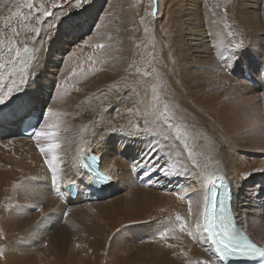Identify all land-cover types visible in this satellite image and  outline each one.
I'll list each match as a JSON object with an SVG mask.
<instances>
[{"label":"bare ground","instance_id":"1","mask_svg":"<svg viewBox=\"0 0 264 264\" xmlns=\"http://www.w3.org/2000/svg\"><path fill=\"white\" fill-rule=\"evenodd\" d=\"M213 1L157 0V12L148 19L147 27L157 31L160 42L153 47V56H139L136 60L131 56L135 37L146 28L138 18L141 0H88L82 11L71 8L70 0H31V9L25 0L0 3V18L11 17L8 22L0 19V30L4 32L0 37L4 39L0 64L5 65L0 70L5 76L0 91H7L13 79H20L19 75H8L11 66L7 37L13 35L12 28L19 32L15 38L30 48H40L43 41L38 63L29 69L32 76L23 100L35 119L41 108L51 107L60 114V147L56 152L61 169V179L52 185L37 142L20 133L24 114L20 101H14L10 109L4 107L0 111V264H216L209 245L187 235L189 229L195 230L202 209L198 201L203 200V185L216 175L231 184L237 224L264 246V221L258 224L261 212L247 186L264 173L263 122L253 115L239 128L226 129L221 127L222 118L217 114L224 96L232 92L225 85H235L227 68L234 69L239 63L238 59L228 60L225 68L221 55L227 57L228 50L237 51L244 64L250 63L245 50L262 42L264 33L253 20L257 0H223L225 16L217 14L219 7ZM17 6L20 11L13 15ZM44 10L54 15L43 17ZM132 18L134 30L124 27ZM49 24L58 25L52 30L54 39L46 34ZM29 28L39 31L30 32ZM100 44L105 47H93ZM146 46L141 45V53ZM259 57L264 60V54ZM217 61L221 66L216 67ZM152 63L153 68H161L158 83L150 73ZM255 64L244 73H258ZM145 72L149 75H143ZM151 81L158 84L165 99L168 97L175 114L173 122L181 124L182 131L187 125L189 132H199L197 141L195 137L191 142L192 136L186 141L193 152L191 158L183 142L166 125L163 136L136 135L139 129L153 127L151 120L144 118L151 101ZM250 87L246 85L245 89L253 91ZM247 106L246 116L253 104ZM194 114L209 116L213 128L210 120L206 125L190 119ZM152 145L163 157L160 163L167 161L169 168L181 173L179 177L164 178L159 172L145 175V169L135 166ZM235 149L248 157L254 154L253 160L235 162L229 154ZM85 153L96 157L93 167L100 159L111 175L109 185L98 192L86 186L87 177L81 182L74 175L73 165ZM245 173L249 174L247 178ZM70 183L77 186L73 199L66 190ZM189 199L193 201L192 216H188ZM257 218L260 229L255 232ZM181 226L184 231H180ZM165 231L167 241L159 239Z\"/></svg>","mask_w":264,"mask_h":264},{"label":"snow or ice","instance_id":"2","mask_svg":"<svg viewBox=\"0 0 264 264\" xmlns=\"http://www.w3.org/2000/svg\"><path fill=\"white\" fill-rule=\"evenodd\" d=\"M26 6L31 9L34 7L31 0H25ZM155 3V0H153ZM0 3H7V0H0ZM88 6V0H70V7L73 9L84 10ZM55 7V5H53ZM20 7L17 6L16 12L13 15L18 14ZM37 12L40 9H36ZM153 15H155V8L153 9ZM43 17H51L54 14L50 11L44 10L42 13ZM5 22L10 21L11 17H3ZM69 28L71 29L73 25L70 23L71 14H68ZM39 23V19H37ZM60 23H64V20H60ZM58 28V25L49 24V32L47 35L54 39L52 30ZM30 32H38L39 29L29 28ZM13 35L7 37L8 43V64L11 66L8 72L9 76L19 75L20 79L17 82L13 79L12 83L7 85V91H0V111H3L4 107H9L14 101L19 100L21 108L24 110L23 116H21V122L28 121V128L31 129L29 135L37 143L36 146L40 153L44 156V163L47 166L50 175V182L52 185H56L58 180L61 179L59 173L61 169L58 167L59 156L56 150L60 147L58 141L59 132V113L53 111L51 107L41 108L36 114L35 123H32L29 119L32 116L33 110L28 108L23 100L25 94H27L28 86L32 76L30 68L38 63V54L42 51L43 41H41V47L30 48L28 44L23 40H17L15 37L19 36V32L12 28ZM4 32L0 30V37H3ZM4 43V39L0 38V45ZM22 44L23 47L18 45ZM93 47L103 49L105 45H94ZM237 49L242 48V45H236ZM229 55L227 57L221 55V59L224 61V66H227L228 60L238 59V52L228 50ZM91 59V57L89 58ZM95 63V61H93ZM5 65L0 64V70H3ZM143 75L148 76V73ZM5 76L0 74V88H2ZM35 83L34 80L31 81ZM39 88V85H37ZM118 90V89H117ZM151 101L149 105L144 110V118L150 119L153 127L156 128L153 131V127H145L139 129L136 135L142 133L148 134L153 138L165 135L164 126L166 125L168 129H171L175 133V138L183 142L184 151L187 152L188 157L191 158L193 155L192 149L186 142L189 136L188 126L183 125V131L181 130V124L174 123L175 114L171 111L169 103H167L162 94L161 89L157 84L152 85L151 89ZM161 105L163 108L161 109ZM132 112V109H128ZM139 115V110H137ZM131 127V122L130 125ZM123 126H121V129ZM115 131V129L113 130ZM167 137L165 136V139ZM103 139V138H102ZM41 140L46 141V143H41ZM159 149L156 145L149 147L148 151L140 157L139 161L135 162L136 167H142L145 169V175L155 174L157 172L164 178L168 177H179L181 173L174 171L167 166V161L164 164L160 163L163 159L162 156L158 155ZM181 155L177 153V156ZM96 163V157L85 153L81 156L78 164L74 163L75 173L80 177L81 182L87 177L86 186H96L105 185L111 182V177L108 174L101 173L93 165ZM90 173V174H89ZM249 174L245 173L244 178H247ZM203 200L198 201L202 204V209L199 211L198 218L194 224V231L189 229L187 235L197 241H202L209 245V250L213 252L216 257V264H225V262H230L234 258L243 259L246 261H251L253 257L259 258V264H264V248L258 247L253 243L245 231L236 224V217L230 211L231 203V187L230 184L224 183V178H219V183L216 182L215 178H210L203 185ZM179 199H185V196L179 195V193H174ZM199 195V193H197ZM163 211V210H162ZM65 216L68 215L67 212L64 213ZM193 215V201L188 200V216ZM177 220L180 219L179 216L176 217ZM172 221L169 220V223ZM187 223V222H185ZM122 227H126L123 226ZM163 227V225L161 226ZM119 231V230H118ZM174 231V229H173ZM180 231H184V226H181ZM168 233L161 232L159 239L167 241ZM167 247L174 248L173 244H166ZM186 255V253H181ZM206 264H211V262H206Z\"/></svg>","mask_w":264,"mask_h":264},{"label":"rangeland","instance_id":"3","mask_svg":"<svg viewBox=\"0 0 264 264\" xmlns=\"http://www.w3.org/2000/svg\"><path fill=\"white\" fill-rule=\"evenodd\" d=\"M66 2V1H65ZM223 2V0H214L213 3H216V5L219 7L218 11H217V14L221 12V15L222 16H225L224 14V10H225V7H222L221 6V3ZM141 3H142V9H141V14L140 16H138L139 18V21L141 24L145 25L146 28L142 29V31H140L138 33V35H136L135 37V46L133 47V50L131 51V56L134 60L136 59H139L138 57L141 56V57H145V56H151L153 54V50L154 49L153 47H155V45L157 43L160 42V35L157 33V31H154L152 30L151 27H147L148 26V19L151 17V18H154L155 15H153V9L155 8V14H156V6H157V0H155V3L153 2V0H141ZM221 7H222V10H221ZM263 8V9H262ZM149 11H148V10ZM154 16V17H153ZM142 18V19H140ZM134 20L132 18V20L129 21V26L126 25L124 27H131L130 29L131 30H134ZM253 20L255 21L256 23V26L258 28V30L262 33H264V0H257L255 1V8H254V17H253ZM261 22V23H260ZM133 26V27H132ZM261 40L262 42L259 40L257 43H256V47L255 46H251L248 48V50H245L247 53V55H249L250 57V63L248 62H245L244 64V58L242 57V59L239 57L238 58V65H234V67L236 68H232L230 69L229 67H225L227 68L228 70V73H229V76L230 78H232V80L235 82L234 84L235 85H231L230 83H228V85L226 84V86H228L227 88L228 89H232V92L234 94H232V92H230L229 94H226L224 97V101L222 102V109L221 110H218L217 111V114L219 116V118H222V122H221V127L223 128H231V127H238L239 126H242L244 123H247V119L250 117V116H253V118H257V119H260L263 123V126H264V86H262L260 84V82H255V80L258 78V76H256V74H258L257 72L254 73L253 76H250L248 72H246V74L244 73V71H248V70H251L252 69V63H256L253 67L256 69V71H258V69H260L262 63H263V58L259 57V55H263L264 54V34H261ZM155 41V42H154ZM153 43V44H152ZM147 45L146 48L143 49V52L141 53V45ZM152 44V45H151ZM258 44V45H257ZM262 44V45H261ZM140 45V46H139ZM138 48V49H137ZM254 49V50H253ZM136 51L135 55L133 54L134 52ZM257 52V53H256ZM138 53V55H137ZM140 53V54H139ZM252 53V54H251ZM133 54V55H132ZM143 54H146V55H143ZM154 55V54H153ZM152 55V56H153ZM155 56H158V58L161 57V55L159 54H156ZM136 57V58H135ZM255 57V58H254ZM153 59V57L151 58ZM221 66V63L219 64V61H217V64H216V67L217 66ZM141 66V65H140ZM154 65L153 63L151 64V68H153ZM160 69V70H159ZM159 71V72H158ZM151 75L154 77V81H156L158 83V77L160 76V73H161V68H153V70L150 71ZM248 73V74H247ZM255 79V80H254ZM152 80V81H153ZM258 80V79H257ZM150 82L149 83V88L152 89V85L155 83L157 84L156 82ZM151 84V85H150ZM158 85V84H157ZM247 85L248 87L250 88H253L251 90L253 91H248L247 89H245V86ZM146 87V86H145ZM239 89V91H238ZM240 92V93H239ZM240 94V96H239ZM233 95V96H232ZM232 98H231V97ZM244 96V97H243ZM250 96V97H249ZM165 97V96H164ZM163 97V98H164ZM234 97V98H233ZM236 97V98H235ZM246 97V98H245ZM252 97V98H251ZM230 98V99H229ZM228 99V100H227ZM232 99V100H231ZM239 99V100H237ZM244 99V100H243ZM164 100L168 102V97H166V99L164 98ZM231 102H230V101ZM247 100V101H245ZM227 101V102H226ZM240 101V102H239ZM234 104H233V103ZM246 102V103H245ZM249 102V103H248ZM237 105H236V104ZM242 105H241V104ZM251 103L253 104L252 106V109L248 112V116H246V112H245V108H247L248 106L247 105H251ZM247 104V105H246ZM224 105V106H223ZM163 106V105H162ZM236 106V107H235ZM239 108H238V107ZM259 106V107H258ZM263 106V107H262ZM11 107V106H10ZM9 107V109H10ZM235 107V108H234ZM244 107V108H243ZM6 108V107H5ZM225 108V109H224ZM228 108V110H227ZM237 108V109H236ZM263 110H262V109ZM224 109V110H223ZM254 109V110H253ZM6 110V109H5ZM226 110V112H224ZM238 110H240L241 112H239ZM256 110H259L260 112L258 114H256ZM262 110V111H261ZM220 111V113H219ZM223 111V112H222ZM254 111V112H253ZM222 112V113H221ZM239 112V113H238ZM224 113V114H223ZM241 113V114H240ZM254 113V114H253ZM261 113V114H260ZM221 114V115H219ZM227 114V115H226ZM244 114V115H243ZM225 115V117H223ZM230 115V116H229ZM23 116V115H22ZM193 117H191L190 119L196 121L198 123H201V124H206L208 125V123L210 124L211 123V120L209 118V116L207 117V115L204 117V116H196V114L192 115ZM195 116L197 118H195ZM221 116V117H220ZM228 116V117H227ZM240 116V117H238ZM204 117V118H203ZM208 119H207V118ZM200 118V119H199ZM226 118V119H224ZM229 119V120H228ZM232 119V120H231ZM240 119V120H239ZM210 120V121H209ZM220 120V121H221ZM231 120V121H230ZM209 121V122H208ZM224 121V122H223ZM227 121V122H226ZM208 122V123H207ZM229 122V123H228ZM231 122V123H230ZM233 123V124H232ZM235 123V124H234ZM240 124V125H239ZM211 127H212V124H210ZM237 125V126H236ZM213 128V127H212ZM9 130V128H8ZM215 132V130H214ZM199 135V132L197 131H194V132H189V136L193 137V139H191L190 141L194 143V139L196 137V141H197V137ZM262 135H259L258 137L260 138ZM197 144V142H195ZM263 143H264V138H263ZM256 150H259L258 147L259 145H255L253 146ZM223 149V148H222ZM226 151V150H225ZM224 151V152H225ZM251 152H256L254 151L252 148L250 149ZM227 153V151L225 152ZM229 154H231V158L235 161V162H242V163H245L246 161L248 162H251L253 160V156L254 154L250 155L249 157L246 155V154H243V153H240L239 150L235 149L234 152H230ZM233 154V155H232ZM241 155V156H234V155ZM233 156V157H232ZM245 156V157H244ZM243 160H242V158ZM247 157V158H246ZM237 158V159H236ZM249 158V159H248ZM240 159V160H239ZM245 159V160H244ZM138 171V170H137ZM138 176H139V171H138ZM254 182L253 183H250V185H247L250 187V193H251V197L254 201H257L258 203V206H257V209L259 208L260 209V212L259 213V223H258V218H257V222H255L256 224H253L254 226V230L255 232L258 231L257 229H260V226L258 224H261L260 222H262V220L264 221V173H260L257 175V177L253 180ZM261 181L259 184H255L257 182ZM253 185V186H252ZM103 189V188H102ZM109 189V188H108ZM101 190V189H100ZM105 191V190H104ZM107 192V191H106ZM259 209H258V212H259ZM261 217V218H260ZM258 223V224H257ZM259 227V228H258ZM253 228V227H252Z\"/></svg>","mask_w":264,"mask_h":264}]
</instances>
